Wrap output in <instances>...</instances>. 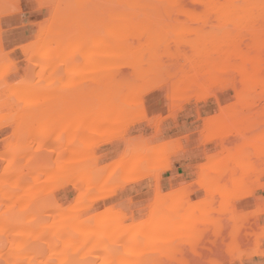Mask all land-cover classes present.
Here are the masks:
<instances>
[{
  "label": "rangeland",
  "instance_id": "obj_1",
  "mask_svg": "<svg viewBox=\"0 0 264 264\" xmlns=\"http://www.w3.org/2000/svg\"><path fill=\"white\" fill-rule=\"evenodd\" d=\"M263 218L264 0H0V264H243Z\"/></svg>",
  "mask_w": 264,
  "mask_h": 264
},
{
  "label": "bare ground",
  "instance_id": "obj_2",
  "mask_svg": "<svg viewBox=\"0 0 264 264\" xmlns=\"http://www.w3.org/2000/svg\"><path fill=\"white\" fill-rule=\"evenodd\" d=\"M185 23H186V22H185ZM170 26H171V25H170ZM88 32H89V31H88ZM83 36H84V35H83ZM89 36H90V35H89ZM92 37H93V36H92ZM92 37H91V38H92ZM102 39H103V38H102ZM102 39L100 40L101 43H102ZM122 39H123V38H122ZM107 40H108V39H107ZM109 40H110V39H109ZM74 42H75V41H74ZM105 43H106V42H105ZM105 43H103V44H105ZM110 43H111V41H110ZM75 45H76V44H75ZM65 215H66V214H65ZM71 215H73V214H71ZM115 215H116V214H115ZM115 215H114V216L108 215V216H110L109 218H111V220H113V223H114V221H115L114 219H116V217L118 216V215H117V216H115ZM156 215H157V214H156ZM161 215H162V214H161ZM74 216H75V215H74ZM165 216H166V215H165ZM167 216H168V215H167ZM60 217H61V215H60ZM100 217H101V216H100ZM100 217H99V218H100ZM112 217H113L114 219H112ZM121 217H122V215H121ZM121 217H119V218H121ZM123 217H124V216H123ZM123 217H122V218H123ZM154 217H155V216H154ZM156 217H157V216H156ZM105 218H108V217H105ZM117 218H118V217H117ZM157 218H158V217H157ZM160 218H161V217H160ZM60 219H61V218H60ZM62 219L64 220V218H62ZM62 219H61V222H62L63 224H65V223L62 221ZM155 219H156V218H155ZM161 219H162V218H161ZM118 220H120V219H118ZM170 220H171V219H170ZM84 221H85V220H84ZM171 221H172V220H171ZM115 222H116V221H115ZM152 222H154V221L152 220ZM68 223H69V222H68ZM71 223H72V225H73L74 222H71ZM71 223H69V224H71ZM75 223H76V222H75ZM79 223H81V222H79ZM108 223L110 224V222H108ZM118 223H120V222H118ZM60 224H61V223H60ZM60 224H59L58 227H59V229L61 230V228H60ZM66 224H67V223H66ZM76 224H77V223H76ZM76 224H75V225H76ZM100 224H101V222H100ZM104 224H106V223H104ZM115 224H116V223H115ZM61 225H62V224H61ZM80 225H81V226H80ZM80 225H79V227L82 228L83 226H85V223L83 222V223H81ZM82 225H83V226H82ZM111 225H112V221H111ZM139 225L141 226V224H139ZM76 226H77V225H76ZM116 226H117V224H116ZM130 226H131V225H130ZM133 226H134V225H133ZM140 226H139V227H140ZM63 227H64V226H62V228H63ZM85 227H88V224H87V226H85ZM85 227H83V229H84ZM126 227H127V226H126ZM141 227H143V226H141ZM141 227H140V228H141ZM159 227H160V226H159ZM159 227H157L158 230H159ZM162 227H163V224H162ZM169 227H170V226H169ZM116 228H117V227H116ZM121 228L124 230V226L121 227ZM111 229H112V226H111ZM125 229H126V228H125ZM151 229H152V228H151ZM160 229H163V228H160ZM56 230H57V228H56ZM62 230H64V228H63ZM153 230H156V229L153 228ZM183 230L185 231V229H183ZM112 231H114V229H113ZM118 231H121V233H120V232H119V234L117 233V234H116V235H117L116 238H118L121 234H123L122 230H120L119 228H118ZM129 231H130V230H129ZM159 231H160V230H159ZM175 231H176V230H175ZM57 232H59V231L57 230ZM107 232H109V230H108ZM107 232H106L105 234H107ZM116 232H117V230H116ZM124 232H125V231H124ZM131 232H132V231H131ZM133 232H134V230H133ZM133 232H132V233H133ZM135 232H136V231H135ZM153 232H154V231H153ZM160 232H161V231H160ZM164 232H165V231H164ZM179 232H180V231H179ZM125 233H126V232H125ZM132 233H130V235H132ZM145 233H146V232H145ZM155 233H157V232H155ZM174 233H175V232H174ZM185 233H186V232H185ZM17 234H18V233H17ZM86 234H87V233H86ZM86 234H85V235H86ZM108 234H109V233H108ZM108 234H107V235H108ZM133 234H134V233H133ZM19 235H20V234H19ZM124 235H125V234H124ZM149 235H150V234H149ZM166 235H167V234H166ZM168 235H169V233H168ZM181 235H182V234H181ZM183 235H184V234H183ZM20 236H22V235H20ZM65 236H66V234H65ZM70 236H71V235H70ZM105 236H106V235H105ZM108 236H109V235H108ZM113 236H114V235H113ZM121 236H123V235H121ZM127 236H129V235H127ZM68 237H69V236H68ZM133 237H134V239H137V238H135L136 236H133ZM156 237H157V236H156ZM165 237H166V236H165ZM12 238H13V236H12ZM14 238H15V237H14ZM14 238H13V239H14ZM21 238H22V237H21ZM56 238H57V236H56ZM56 238H52V239H56ZM88 238H89V237H88ZM107 238H108V237H107ZM114 238H115V236H114ZM116 238H115V239H116ZM124 238H127V237L125 236ZM160 238H161V237H159V239H160ZM173 238L175 239V237H173ZM15 239H17V238H15ZM15 239H14V240H15ZM57 239H58V238H57ZM66 239H67V238H66ZM115 239H113V240H115ZM141 239H142V238H141ZM152 239H155V241H156V238H152ZM165 239H166V238H165ZM165 239H163V240H165ZM24 240H27V239H24ZM58 240H59V239H58ZM70 240H72V238H71ZM70 240H69V242H70ZM73 240H75V238H74ZM73 240H72V242H74ZM122 240H125V239H122ZM131 240H133V239L131 238ZM157 240H158V237H157ZM167 240L169 241L168 238H167ZM175 240H176V239H175ZM16 241L18 242L19 239H17ZM54 241H55V240H54ZM85 241H87V240H85ZM125 241H128V239L125 240ZM170 241H171V240H170ZM170 241H169V242H170ZM172 241H173V239H172ZM3 242H5V241H3ZM69 242L67 243V245L69 244ZM116 242H117V239H116L115 242H113V243H116ZM123 242H124V241H123ZM135 242H136V240H135ZM135 242H134V243H135ZM137 242H138V241H137ZM6 243H7V242H6ZM22 243H26V242L23 241ZM57 243H60V242L57 241ZM75 243H77V242H75ZM108 243H109V242H108ZM118 243H119V242H118ZM126 243H127V242H126ZM157 243L160 244V243H159V240H158ZM4 244H5V243H4ZM70 244H71V243H70ZM80 244H82V243H80ZM111 244H112V243H111ZM136 244H137V243H136ZM153 244L156 246V242H155V243L153 242ZM169 244H170V243H168V245H169ZM1 245H3V243H2ZM1 245H0V247H1ZM22 245H24V244H22ZM22 245H21V246H22ZM65 245H66V244H65ZM72 245H73V244H72ZM82 245H83V244H82ZM85 245H86V244H85ZM106 245H109V244H107V242H106ZM119 245H120V244H119ZM154 245H153V246H154ZM160 245H161V244H160ZM17 246H18V245H17ZM19 246H20V244H19ZM57 246H58V245H57ZM131 246H132V245H131ZM134 246L136 247L137 245H134ZM151 246H152V244H151ZM162 246H163V245H162ZM68 247H69V245H68ZM68 247H67V249H68ZM77 247H78V246H77ZM79 247H80V246H79ZM139 247H141V246H139ZM157 247H158V246H157ZM4 248H5V247H4ZM60 248H61V247H60ZM71 248H73V247H71ZM81 248H82V247H81ZM86 248H87V247H86ZM130 248H131V247H130ZM132 248H133V247H132ZM132 248H131V249H132ZM61 249H62V250H61ZM61 249H60V252H59V253H61V251L64 252V249H63V248H61ZM88 249H89V248H88ZM116 249H117V248H116ZM118 249H119V248H118ZM146 249H148V248L146 247ZM151 249H152V250H151ZM151 249H150V250H151L153 253H155V252L153 251V247H152ZM155 249H156V248H155ZM155 249H154V250H155ZM158 249H159V248H158ZM166 249H167V248H166ZM111 250H115V249H112V248H111ZM170 250H171V249H170ZM42 251H43V250H42ZM66 251H67V250H66ZM70 251H71V250H70ZM109 251H110V250H109ZM157 251H158V250H157ZM110 252H111V251H110ZM117 252H118V251H117ZM117 252H116V253H117ZM119 252H121V251H119ZM138 252H139V250H138ZM147 252H148V250H147ZM147 252H146V253H147ZM161 252H162V251H161ZM161 252H159V253H161ZM44 253H45V252H44ZM64 253H65V252H64ZM114 253H115V251H114ZM130 253H131V252H130ZM156 253H157V252H156ZM66 254H67V253H66ZM120 254H121V253H120ZM127 254H128V253H127ZM133 254H134V253H133ZM148 254H149V253H148ZM73 255H74V254H73ZM116 255H117V254H116ZM138 255H139V257L141 256L140 254H137V256H138ZM158 255H159V254H158ZM163 255H164V254H163ZM118 256H119V253H118L117 257H118ZM124 256H126V255H124ZM164 256H165V255H164ZM74 257H75V255H74ZM74 257H73L72 259H74ZM111 257H112V256H111ZM146 257H147V256H146ZM155 257H156V256L154 255V258H155ZM169 257H170V256H169ZM65 258H66V257H65ZM140 258L143 259L142 257H140ZM147 258H148V257H147ZM150 258L153 259L152 255H151V257H149V259H150ZM76 259H77V256H76ZM121 259H122V258H121ZM121 259H120V260H121ZM50 260H51V259H50ZM68 260H69V259H68ZM136 260H137V259H136ZM136 260H135V261H136ZM74 261H77V260H74ZM121 261H122V260H121ZM143 261H144V260H143ZM146 261H147V260H146ZM77 262H78V261H77ZM78 263H79V262H78ZM117 263H118V262L116 261L115 264H117ZM121 263H122V262H120V263H118V264H121ZM124 263H126V262L123 261V264H124ZM128 263H129V261H128ZM131 263L133 264V262H130L129 264H131ZM135 263H136V264H138V263L140 264V262H137V261H136ZM150 263H151V262H150ZM50 264H51V263H50ZM145 264H146V263H145ZM147 264H149V263H147ZM151 264H152V263H151Z\"/></svg>",
  "mask_w": 264,
  "mask_h": 264
},
{
  "label": "crops",
  "instance_id": "obj_3",
  "mask_svg": "<svg viewBox=\"0 0 264 264\" xmlns=\"http://www.w3.org/2000/svg\"><path fill=\"white\" fill-rule=\"evenodd\" d=\"M236 264H241V263H236ZM243 264H264V255L247 258L243 261Z\"/></svg>",
  "mask_w": 264,
  "mask_h": 264
}]
</instances>
